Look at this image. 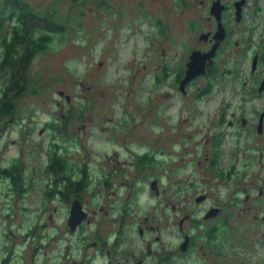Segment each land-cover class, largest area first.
I'll use <instances>...</instances> for the list:
<instances>
[{"label": "rangeland", "instance_id": "obj_1", "mask_svg": "<svg viewBox=\"0 0 264 264\" xmlns=\"http://www.w3.org/2000/svg\"><path fill=\"white\" fill-rule=\"evenodd\" d=\"M50 1L55 0L33 2L46 7ZM101 1L83 0L79 6L85 11L80 16L82 24L73 22L76 27L62 39L66 41L54 51L35 57L30 74L38 81H32V86L17 99L18 116L11 119L0 141V165L20 157L28 164L27 180L33 183L23 199L18 194L8 198V184L0 186V261L7 257L9 264H60L61 260L73 264L75 258L94 251L91 243L96 241L97 232L107 237L119 232L121 226L120 232L129 240L139 238L145 243L147 237L160 233L165 240L171 236L177 242L180 236L170 231L175 228L170 220L177 223L184 214L193 216L197 212L193 208L195 194L206 189L211 199L203 206L216 200L229 207V230L221 239L225 253L220 258L212 253V260L220 264H264V196L258 193L264 187V177H258L259 182L253 180L257 185L248 188L249 201L244 202L242 195L236 204V190L249 185V176L246 181L244 177L223 179L213 174L204 160L214 148L201 135L208 137L217 129L213 115L209 120L200 110L214 112L228 88L218 87L209 104H195L191 95L183 97L176 92L172 80L157 84L152 74L153 70L160 73L161 63L165 66L182 59L183 44L191 38V18L207 24L205 10L212 0H190L187 5L178 0H103L100 5ZM68 3L69 0L61 2L65 12ZM79 9L74 13L78 14ZM144 12L149 16L145 17ZM154 17L167 24L166 35L156 32ZM68 109L74 110L68 126L62 127L63 120L57 124L68 135L64 157L72 163V173H81V167L88 165V186L80 193L82 199L74 196L66 202L56 197L42 211L45 184L50 179L41 172L47 152L41 151L37 159L36 151L41 144L48 146L52 139L44 121L51 116H65ZM56 137L64 139L60 134ZM233 147L232 140L224 145L228 156L221 163L226 167L233 162L228 159ZM149 150L154 152L153 162L142 163L138 154ZM175 151L179 153L174 156ZM255 168L257 171L262 166L255 164ZM155 178L159 180V193L151 187ZM74 198L81 201L88 216L82 227L71 231L67 221ZM147 215L149 222L144 219ZM43 222L47 226L38 228L39 242L33 233L27 237L18 233ZM139 224L144 229L148 224L160 226V232L147 231L140 236ZM190 224L191 221L185 223ZM38 244L37 253L34 249ZM140 246L136 240V251ZM153 247L160 255L169 254L170 246L164 241H153ZM156 261V257L150 259L149 264ZM75 264L82 263L79 259ZM174 264L193 262L185 258Z\"/></svg>", "mask_w": 264, "mask_h": 264}, {"label": "flooded vegetation", "instance_id": "obj_2", "mask_svg": "<svg viewBox=\"0 0 264 264\" xmlns=\"http://www.w3.org/2000/svg\"><path fill=\"white\" fill-rule=\"evenodd\" d=\"M216 1L212 0L206 7L204 17L207 24L204 25L197 18H191L188 26L191 38L183 44L185 51L182 59H174L172 64L167 63L165 66L161 63L160 73L157 72L158 70H153L152 74L157 84L172 80L177 87L176 92L183 97L191 95V101L195 104H209L215 98V90L218 87L228 88V91H223L222 100L214 112L208 109L205 112L200 110L209 117V120L213 115L214 126L217 129L208 137L201 136L205 143L208 145L212 143L214 148L212 155L207 152L204 156V160L208 163L207 167L213 170V174L222 176L223 179L244 177L243 181L249 176L251 180L249 185L236 190L234 203L239 204L242 195L244 202L249 201L251 194L248 188L253 189L252 186L257 185L253 180L257 179L259 182L258 177H264V0H220L223 7L221 12L223 38L221 33H218L220 22L212 14ZM202 26L205 27L204 31H201ZM191 63L199 65L204 63L205 73L193 77L182 86ZM191 110L193 113L195 108ZM228 140L234 143V147L229 150L231 158L228 159L233 161L227 165L230 167L221 163L226 155L223 148ZM178 153V151L173 152L174 156ZM240 154L245 158H241ZM197 163L202 164V160H198ZM185 164L186 162L183 165ZM255 164L261 165L262 169L255 171ZM189 173L191 171L185 174ZM155 181L157 184L154 183L153 186H156L158 191H154L159 193V180L155 178ZM258 193L264 196V187H261ZM209 199H211L210 193H207L206 189L199 190L195 194L193 208L200 214H196L195 211L193 216L184 214L177 223L170 220L173 222L172 227H175L170 228V231L174 230L180 236L177 242L173 241L171 236L170 240H165L160 233L154 237H147L145 243H141L139 238L129 240L120 232L121 226L115 235L106 237L97 232L96 241L91 243L94 253L77 257V260L75 258L73 264L79 259L82 264H149L150 259L155 257L156 264H174L176 260L185 258L191 260L193 264H220L212 260L211 254H217L216 257L220 258L225 253L221 240L225 235L217 231L218 226L226 222L229 207L221 206L213 199L203 206L202 203ZM173 208L176 209L174 205ZM195 215L201 216V219L196 218ZM144 219L149 222L150 216L147 215ZM187 221H191L192 226L191 224L186 226ZM195 222L199 225L196 226ZM82 225L83 223L77 229ZM214 227L218 229L213 231ZM125 228L131 234L128 227ZM203 229H205L204 233ZM147 231L160 232V226L148 224V229H144L142 224L138 225L140 236ZM177 234H174L175 237ZM136 240L141 244L138 251H136ZM157 240L161 243L164 241L170 246V249L167 247L169 254L160 255L154 250L153 241L157 242ZM60 264H67V260H61Z\"/></svg>", "mask_w": 264, "mask_h": 264}, {"label": "trees", "instance_id": "obj_3", "mask_svg": "<svg viewBox=\"0 0 264 264\" xmlns=\"http://www.w3.org/2000/svg\"><path fill=\"white\" fill-rule=\"evenodd\" d=\"M33 1L0 0V141L4 139V132L12 122L11 119L18 116L17 99L27 92L32 86V81H38L30 74L33 60L39 54L54 51L58 44L66 41L62 39H65L68 33L71 34L76 27L73 22L80 26L82 24L80 16L85 13L83 9H79L83 0H69L66 12L62 8V0L50 1L46 7ZM178 1L187 5L188 0ZM103 4L104 1L102 0L100 5ZM78 9L79 13L75 14L74 12ZM144 16L148 17L149 13L144 12ZM153 26L157 33L167 34V24L161 18L154 17ZM73 113L74 110L68 109L67 115L61 117L51 116L43 124L46 129L51 131L52 139L48 146L45 147L41 144L39 149H37L38 151H36L37 159L41 157V151L45 150L47 152L46 164L42 167L41 172L50 179L45 184L42 211H45L50 201L56 197L64 198L66 202L71 201L70 199L74 196L82 199L83 197L80 193L83 189L85 190L84 187L88 186L86 183L88 171H90L88 165L84 164L81 167V173H72L74 167L64 157L67 153V146L64 145V140L68 138V135L63 132V128L68 126ZM33 115L34 112L31 113L30 117H33ZM60 120H63V128L58 127ZM28 126L32 127V129L35 127V125ZM58 134L64 139H58L56 137ZM138 155L142 163L149 164L154 160V152L150 150L143 151ZM27 167L28 164L17 156L8 164L0 165V186L3 183L8 184L9 187L5 192L8 198L14 196V194L22 196L33 186V183L30 182L31 180H27ZM35 168L31 171L32 173H35ZM93 193L95 194V192ZM140 193L142 196L143 192L140 191ZM24 197L22 196L21 199ZM138 197L135 194V199ZM77 199L74 198L73 202ZM196 218L201 219V216H196ZM228 220L227 218L226 222L222 223L223 225L220 223L219 229L214 227L212 230L216 231L218 229L217 232H220L219 234L226 235L229 230ZM194 224L196 226L199 225L198 222ZM34 226L30 227L26 232L19 231L18 233H21L22 237H27L33 233L34 240L37 241L38 239L39 242L37 230L38 228L41 229L42 226H47V223L43 222L38 226ZM204 231L205 229H203V233ZM205 234L208 235L207 232ZM39 247V244L36 245L34 252H37ZM3 260V262L2 260L0 261V264H9L10 259L7 257Z\"/></svg>", "mask_w": 264, "mask_h": 264}, {"label": "water", "instance_id": "obj_4", "mask_svg": "<svg viewBox=\"0 0 264 264\" xmlns=\"http://www.w3.org/2000/svg\"><path fill=\"white\" fill-rule=\"evenodd\" d=\"M222 10H223V7L221 5V1L220 0H217L216 2H214V6L212 8V14H214L217 18V20L220 22L219 24V32L218 33H221V37L224 35V27L221 23V15H222ZM223 33V34H222ZM223 38V37H222ZM202 73H205V66H204V63L202 64H195V63H191L189 66H188V69H187V72H186V76L185 78L183 79L182 81V86L190 81L193 77L199 75V74H202ZM62 95V93H60ZM154 183L157 184V181H155ZM152 189L153 190H157L158 191V188H156V186L154 187L152 185ZM88 216V213L83 209V204L81 203L80 200H75L73 203H72V206H71V210H70V214H69V217H68V225L70 227V230L71 231H75V229L81 224L83 223L86 218Z\"/></svg>", "mask_w": 264, "mask_h": 264}]
</instances>
